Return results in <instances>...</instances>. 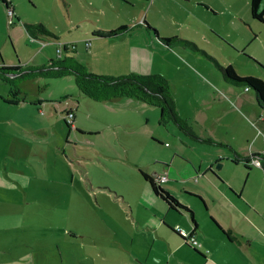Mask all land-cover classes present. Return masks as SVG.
Here are the masks:
<instances>
[{"label": "rangeland", "instance_id": "obj_1", "mask_svg": "<svg viewBox=\"0 0 264 264\" xmlns=\"http://www.w3.org/2000/svg\"><path fill=\"white\" fill-rule=\"evenodd\" d=\"M214 1L216 13L190 0H10L13 15L0 2V65H21L20 70L5 73L9 79L0 73V264H139L136 256L152 260L147 254L149 242L142 244L147 236H134L140 238L138 247L146 250L136 248L137 243L131 250L133 225L125 212L114 201L95 195L101 191L98 187H105L131 196L138 172L125 167V152L119 162L107 159L104 165L96 152L111 151L106 138L93 144L95 136L77 134L73 145L57 146L66 133L76 132L64 120L72 105L87 127L115 132L118 146L128 141L132 163L160 168L174 147L196 159L220 155L226 166L215 163L213 170L225 176L232 198L224 200L223 216L253 236L255 264H264V181L258 176L255 184L250 176L247 181L249 167L234 161L237 153L254 152L261 153L258 159L264 161V111L252 90L226 84L210 58L232 64L241 75L264 79V21L254 18L247 4L239 6L245 22L233 23L231 9ZM144 20L157 28L158 36L146 30ZM38 21L56 37L29 33L25 23ZM123 23L131 26L130 31L113 38L99 34ZM254 30L261 32L257 41H245ZM166 36L179 39L172 43L160 39ZM63 43L74 44L72 54L95 74L163 75L179 113L203 139L217 143L195 139L172 120L162 121L157 105L136 98L126 103L91 98L73 74L26 73L57 58V47ZM15 89L26 101L12 102ZM39 98L45 102L39 103ZM64 152L73 165L64 160ZM76 153L82 156L83 177L89 180L83 185L60 180L68 174L71 178V172L77 174L75 180L79 176ZM253 163L264 172L260 163ZM231 184L241 189L246 184L245 195L236 196ZM138 206V213L146 211L145 205ZM156 246L152 249L158 253ZM234 253L230 259L235 264H253L240 251Z\"/></svg>", "mask_w": 264, "mask_h": 264}, {"label": "crops", "instance_id": "obj_2", "mask_svg": "<svg viewBox=\"0 0 264 264\" xmlns=\"http://www.w3.org/2000/svg\"><path fill=\"white\" fill-rule=\"evenodd\" d=\"M190 1L192 3L204 6L208 11L213 9L215 13L217 12L214 0ZM218 1L222 5H225L226 8L231 9V18L229 21H232L233 23L236 21L245 22L242 10L239 8V6L247 7V4H249L251 13V0H248V2L247 0H244V2H242L240 5L238 4L239 0ZM234 5H236L235 8H233ZM262 7H264V0L262 2ZM238 27L239 26H237V28ZM210 29L215 32L218 31L213 26H210ZM254 31L255 32L253 35L251 34V36L245 41H257L261 32L257 30ZM245 41L241 42L240 44L244 45ZM96 45L98 48L102 47L101 44ZM237 45H239V42ZM74 52L70 51L68 54L73 55L72 53ZM131 100L132 99H130V97H123L113 100V102L126 103L131 102ZM38 101L41 104L45 102V100L41 98H39ZM70 108H72L75 112L72 128H76V132L73 131L66 133L64 138H61L57 141V146L61 143V145L65 147L64 145L68 142L73 145L75 143L73 137H76L77 134H88L95 136V139L92 140V142L94 141L93 144L99 143L98 139L106 138L108 139L107 142L111 151L105 152L104 149L103 151L100 150L96 152L99 156V159H102L101 161L104 162V165L106 164L107 159L110 162H119L120 156L124 151L126 158L124 163L128 164L125 165V167L131 168L133 171L138 172V179L134 182V185L131 186V196H128L124 192L121 194L116 192L114 193L110 189L106 190L105 187H98L101 189V191H96L95 195L97 199L99 195H102L104 199L114 201L118 208L125 212L127 220H130L131 224L133 225V235L130 239H128V244H130L131 250L134 249L136 243V248H144V250H146L145 246L138 247L140 238L135 240L134 236L135 234H145L147 236L146 240L143 241L142 244H147L149 242L150 249L148 247L149 252L147 254L152 260L151 262H146L148 259L145 260L141 256H136L135 259L139 264H155V262L158 264H235L237 262H234L232 259H230L235 251H240L242 254L248 256V260L251 263H257L255 254L252 252V247L255 246L253 244V236L245 231L239 230V225L236 224L233 219L228 220L225 216H223L224 200L231 202L232 198L228 193V190L225 188V184L227 183L225 176L221 174V172H215L213 170V165L215 163H220L221 167L226 166L224 162H221L222 159L220 158V155L196 159L191 152L187 150H181L180 147H174L171 150L169 156L166 157L167 160L164 158L162 159L160 168L154 165L147 166L145 164L132 163V161L128 160V154L130 151L129 148L126 147L128 141L123 142L122 146H118L116 143L115 132L108 133L106 130L100 128V126L87 127L82 122H80V116L79 113H77L76 105H72L67 109ZM197 135L203 138L199 134ZM63 139H66L65 143L63 142ZM112 140L115 141V145H113L111 142ZM65 148H62L63 151ZM178 154L181 155V159L176 161L175 156ZM75 157L77 158V162L80 165V167L76 166L75 168L81 169L79 171V176H76L75 180L76 173L71 172V178L70 174H68L64 177L61 176L60 180L67 182L66 180L69 178L71 179L72 183L77 182L83 185L84 183L89 182V180L88 177H83L85 173L82 170L83 168L81 163H79L82 160V156H80L79 153H76ZM63 158L67 164L73 165L71 163L73 161L71 160L70 155L64 152ZM96 158L98 157L96 156ZM102 162L100 163L101 165ZM114 166L117 167L116 165ZM114 166H108V169L113 168ZM142 172H147L152 176L166 174L167 179L161 181V184L168 188L181 203L192 209L194 217L196 216L198 219V221L196 220L197 226L194 225L191 216L187 211L176 210L170 207L159 196H157L153 192L148 181L144 178ZM249 176L251 177L250 179L252 184H255L254 178L256 176L263 178L264 181V172L262 173L258 166H254L252 164H250L249 172L247 173V181L250 180ZM123 177V179L127 180L126 175ZM195 180L197 181L195 182ZM231 185L233 187L232 192L236 196L240 197V195H245L246 184L243 185L242 189L241 187H236L233 184ZM238 191H240V194ZM197 195H200L203 200H201ZM139 204H142L143 206L145 205L146 211L138 213ZM135 205H137V208H135ZM134 209L137 210V214H135ZM246 220L247 217H243V221ZM217 223L221 225L224 230H230L232 232V239H230L222 231ZM169 226L179 229L181 232L184 231L186 233H193L199 242L196 247L203 253V255L195 252L194 248L187 244V242L183 241V239L177 233L172 231ZM154 244L157 245L156 247L158 250L156 251L158 253L154 252L155 249H152V245Z\"/></svg>", "mask_w": 264, "mask_h": 264}, {"label": "trees", "instance_id": "obj_3", "mask_svg": "<svg viewBox=\"0 0 264 264\" xmlns=\"http://www.w3.org/2000/svg\"><path fill=\"white\" fill-rule=\"evenodd\" d=\"M7 9L10 7V0H0ZM263 0H251V14L254 18L264 21V7H262ZM25 26L29 33L33 36L46 35L51 37H56L54 31L47 28V26L42 22L34 23H25ZM143 26L152 31L158 36L159 31L157 28L152 27L146 20L143 22ZM131 26L127 23L120 24L119 26L111 29H106L99 31L100 35L105 37H116L120 34L130 31ZM162 41L172 43L173 40H178L177 36H166L160 37ZM190 44H195L193 41L186 40ZM59 46V45H58ZM195 46V45H194ZM74 49V50H73ZM76 50L75 45L72 43H64L63 51H67L66 54L57 56V58L50 59L48 63H45L39 67H30L26 70V73L30 76L38 77H63L65 75L73 74L76 77V82L78 87L86 93L88 96L98 100L113 101L123 97L136 98L138 100H143L149 104L157 105L160 108V117L164 122L169 120L174 121L183 131L188 133L190 136H193L196 139L207 141V142H216L210 138L203 139L199 137L196 132L193 130L192 126L189 124L188 120L184 118L176 108L174 98L171 94L168 80L159 73H129L123 74L120 76L114 75H101L89 72L87 67L83 65L74 55L68 53L74 52ZM209 56V55H208ZM210 57V56H209ZM217 67L221 70L223 75V80L226 84L233 86H242L246 89L252 90L256 103L264 111V79L255 75H241L239 74L235 67L232 64L224 65L219 62L214 57H210ZM21 65H0L1 76L5 79L9 77L5 74L10 71L15 72L20 70ZM15 96L12 99L13 103H18L19 101H26L25 95L19 96L21 90H14ZM72 112L75 116V112L72 108L67 109L64 114V120L67 123L69 130H71L73 123L69 122L66 118V114ZM74 116L72 118L74 122ZM262 154L258 152L252 153L250 156H241L237 153L235 162L244 161L247 167L250 168L249 164H254V158H261ZM261 166L264 169V161L260 160ZM144 178L150 184L153 192L164 200L170 207L176 210L187 211L195 226H197V221L194 217L193 211L187 205L181 203L171 191L161 184V181L158 180L157 176H152L147 172H142ZM201 200L200 195H197ZM215 221V219H214ZM218 224V223H217ZM218 226L222 231L232 239V232L230 230H224L221 225ZM172 231L177 233L183 241L187 242L194 251L202 254L203 253L196 247V245L191 244L188 240L193 233L188 235L183 234L179 229H175L169 226Z\"/></svg>", "mask_w": 264, "mask_h": 264}, {"label": "built area", "instance_id": "obj_4", "mask_svg": "<svg viewBox=\"0 0 264 264\" xmlns=\"http://www.w3.org/2000/svg\"><path fill=\"white\" fill-rule=\"evenodd\" d=\"M8 11H9V14H10V15H13V14H14V9H13L12 6L9 7ZM63 45H64V43H63L62 45L60 44V45L57 47V53H58L59 56H61V54H62ZM73 116H74V115H73L72 112H68V113L66 114V118H67V120H68L69 122H71V123H73V120H72ZM253 162H255V163H260V164H261L260 160L257 159V158H254V161H253ZM166 179H167V175H166V174L158 176V180H159V181H163V180H166ZM196 179H197V178H196ZM182 233L185 234V235H188V233H186V232H184V231H183ZM188 236H189V235H188ZM188 241H189L191 244L196 245V246L199 244L198 239H197L194 235H191Z\"/></svg>", "mask_w": 264, "mask_h": 264}, {"label": "water", "instance_id": "obj_5", "mask_svg": "<svg viewBox=\"0 0 264 264\" xmlns=\"http://www.w3.org/2000/svg\"><path fill=\"white\" fill-rule=\"evenodd\" d=\"M219 167H221V164L219 163V165H218Z\"/></svg>", "mask_w": 264, "mask_h": 264}]
</instances>
